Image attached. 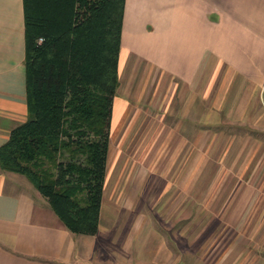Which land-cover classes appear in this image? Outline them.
Returning a JSON list of instances; mask_svg holds the SVG:
<instances>
[{
    "label": "crops",
    "instance_id": "0c3cea01",
    "mask_svg": "<svg viewBox=\"0 0 264 264\" xmlns=\"http://www.w3.org/2000/svg\"><path fill=\"white\" fill-rule=\"evenodd\" d=\"M120 43L96 236L115 247L111 264H175L174 257L178 264L193 250L169 228L155 227L156 200L146 197L117 204L149 210L138 232L123 240L115 222L106 227L105 189L116 191L108 178L123 173L114 156H145L152 181L143 192L157 191L151 186L161 179L159 198L193 191L210 166L238 177L234 223L255 224L264 234V0H125ZM24 58L23 2L0 0V146L27 118ZM83 240L23 176L0 169V264H103ZM259 251L264 264V246Z\"/></svg>",
    "mask_w": 264,
    "mask_h": 264
},
{
    "label": "trees",
    "instance_id": "16d2710c",
    "mask_svg": "<svg viewBox=\"0 0 264 264\" xmlns=\"http://www.w3.org/2000/svg\"><path fill=\"white\" fill-rule=\"evenodd\" d=\"M27 118L0 146L74 235L98 232L125 0H22Z\"/></svg>",
    "mask_w": 264,
    "mask_h": 264
},
{
    "label": "rangeland",
    "instance_id": "374dc122",
    "mask_svg": "<svg viewBox=\"0 0 264 264\" xmlns=\"http://www.w3.org/2000/svg\"><path fill=\"white\" fill-rule=\"evenodd\" d=\"M144 158L145 156H114V160L116 159L114 166L117 165L116 169L123 170V173L121 176L108 178L107 186L110 187L113 184L112 186L116 191L111 193L105 189V205L111 216L110 220H105L106 227L110 222H115L119 228L117 233L121 235L123 240L132 236L135 231L138 232V221H142V217L148 216L149 210L123 206L119 209L117 204L121 199L123 204L126 202L129 205L131 200H135V198L139 200L146 197L149 200H156L151 212L155 227L159 229L169 228L180 245L183 246L182 243H185V245L189 244L191 248L193 247L192 251L185 250L183 252L184 255L179 259L178 264H263V257L260 255L259 248L264 246V234H260L258 231L260 226L234 223L238 219L232 214L238 213L239 209L233 211L230 208L234 195L231 193V188L240 183L238 177L226 175L224 172L220 173L218 167L210 166L202 172L199 184L195 182L193 191L185 193L168 192L159 198V190L163 184L161 179L153 180L151 189L156 187L157 191L147 194L143 192L145 184H151L152 181L145 174ZM209 168L213 169L210 170ZM24 180L31 186L26 178ZM131 185L136 186L133 192L128 193ZM113 211L117 215L115 219L113 218ZM104 213L105 207L102 206V216ZM192 218L193 221H191ZM230 222L234 224L230 226ZM182 227L185 228V231L184 229L181 231ZM226 228L232 230L226 232ZM102 230L104 233L106 232L105 226ZM97 234L98 232L92 236H76L85 239L83 241H85L84 243L93 258L100 263L111 264L112 252L115 247L102 239H96ZM225 235H227V239L230 237L229 240L237 238L240 241L231 243L227 240L226 243ZM200 236H202L201 240H199ZM212 237L216 238L217 241L212 242V244L214 243V250L209 252V239ZM182 238L185 241L180 242ZM226 244L231 247L230 250L226 249L228 251H225ZM173 261L177 264L176 257L173 258ZM137 264L144 263L138 258Z\"/></svg>",
    "mask_w": 264,
    "mask_h": 264
}]
</instances>
